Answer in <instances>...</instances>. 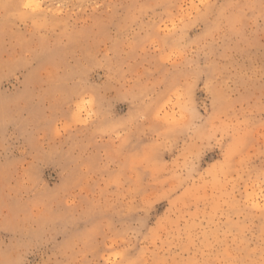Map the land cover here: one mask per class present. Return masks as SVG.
<instances>
[{"label": "rangeland", "instance_id": "rangeland-1", "mask_svg": "<svg viewBox=\"0 0 264 264\" xmlns=\"http://www.w3.org/2000/svg\"><path fill=\"white\" fill-rule=\"evenodd\" d=\"M0 0V264H264V0Z\"/></svg>", "mask_w": 264, "mask_h": 264}, {"label": "bare ground", "instance_id": "bare-ground-1", "mask_svg": "<svg viewBox=\"0 0 264 264\" xmlns=\"http://www.w3.org/2000/svg\"><path fill=\"white\" fill-rule=\"evenodd\" d=\"M37 0H29V1H27L26 2V5H32V7H34L35 6V8L36 7H40V5L36 2Z\"/></svg>", "mask_w": 264, "mask_h": 264}, {"label": "snow or ice", "instance_id": "snow-or-ice-1", "mask_svg": "<svg viewBox=\"0 0 264 264\" xmlns=\"http://www.w3.org/2000/svg\"><path fill=\"white\" fill-rule=\"evenodd\" d=\"M26 7H31V5H26Z\"/></svg>", "mask_w": 264, "mask_h": 264}]
</instances>
